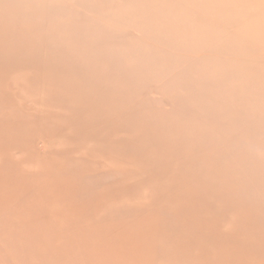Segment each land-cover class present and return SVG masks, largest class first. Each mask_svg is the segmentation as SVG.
<instances>
[{
  "label": "rangeland",
  "instance_id": "374dc122",
  "mask_svg": "<svg viewBox=\"0 0 264 264\" xmlns=\"http://www.w3.org/2000/svg\"><path fill=\"white\" fill-rule=\"evenodd\" d=\"M86 1L74 0L67 9L74 14L65 19L86 21L83 27L90 35L80 40L99 44L103 49L100 55H112L92 78L82 67L59 64L74 54H54L43 64L36 63L31 60L42 55L38 50L43 45L25 48L38 51L37 55L24 53L21 51L25 49L18 46L6 49L7 39L1 37L0 264H264V157L255 164L251 159L243 160L249 164L239 166L232 165L238 157L229 160L231 164L221 157L224 162L215 161L220 151L212 148L185 153L183 148L193 127L189 121L178 126L188 103L185 97L180 98L181 90L170 83L175 70L165 61L154 65L137 61L139 55L146 57L158 50L159 33L152 40L128 23L129 28L123 27L120 22L127 20L125 13L118 14V26L99 21L94 29L90 21L106 18V11L121 6L122 1L103 0L104 4L98 5L100 0H89V5L80 6ZM190 1L198 5L196 0ZM182 2L178 3L181 8L190 4ZM208 6L217 10L219 40L215 42L222 52L216 55L205 46L175 54L202 66L198 75L203 77L214 59L220 60L219 65L225 60L239 66L243 73L237 70L231 84L226 85L227 91L231 88L233 92L227 97L219 86L210 93L211 101L258 100L261 108L239 112L251 115L256 123L264 118V0H216V5ZM171 8L162 12H174L176 5ZM5 16L0 12V23ZM43 22L52 26L48 20ZM224 32L226 43L222 41ZM137 43L144 50L136 49ZM242 48L249 53H242ZM90 53L77 58L87 59L93 56ZM187 70L184 68L173 83L184 86L187 80L180 77ZM108 73L114 79H100L101 74ZM116 73L136 79L142 76L131 84L138 87V101L155 114L151 117L158 130H147L148 137L160 143L158 149L147 147L148 160L139 161L140 149L126 131L134 118L128 119L133 116L129 107L122 112L109 108L122 80L118 81ZM49 76L59 83V89L52 88L50 82H38ZM61 84L68 86L67 92ZM71 84L89 85L96 91L90 89L92 94L76 97ZM242 88L247 90L240 93ZM203 95L205 98L204 91ZM92 103L100 106L94 115L80 109ZM203 112L208 114L211 109L194 110L199 120L205 117ZM221 113L229 116L233 112L227 108ZM201 129L203 133L210 131L203 126ZM175 136H181L178 142H172ZM257 139L250 135L244 142L246 148L235 146L230 153L264 156V147H258ZM123 140L127 145L121 144ZM226 141L237 144L231 135ZM208 154L211 156L206 159ZM199 155L204 158L197 164ZM190 172L197 174L190 177ZM245 172L260 173L261 178L248 182L239 175ZM194 187L198 189L195 194ZM193 197L197 205L192 204ZM239 197L244 201L239 203ZM255 204H260L263 212L258 207L250 209Z\"/></svg>",
  "mask_w": 264,
  "mask_h": 264
},
{
  "label": "bare ground",
  "instance_id": "6f19581e",
  "mask_svg": "<svg viewBox=\"0 0 264 264\" xmlns=\"http://www.w3.org/2000/svg\"><path fill=\"white\" fill-rule=\"evenodd\" d=\"M73 1L74 0H0V12L6 15L0 23V44H2L1 37L4 36L7 39V41L5 42L7 44L6 49H10L14 46L22 47V49H25L37 45H43V47L38 50L41 51L38 54L42 55H38V57L32 58L33 60H31L32 62L36 63H39L41 61L40 63L42 64L43 62L47 61V59H49L48 57H50V55L62 54L64 56H67L70 54H74L70 58L61 59L60 62L64 63L59 64L64 65L66 63H70L68 65L82 67L83 71H85V74L88 75L89 78H92L93 74L96 73L98 68H103V63L108 61V59H111L112 55H100V52L103 49L99 44H95L93 42L86 43L80 40L81 37L90 35L89 30L83 27V24L86 21L80 20L79 22H75L74 20H76V18H73L74 20L72 19L70 21H67L65 19V17H72L74 14L73 12L68 11L71 9L70 5ZM88 1L82 2L80 6H84ZM121 1V6L113 7L110 11H106V14L104 15L106 16V18L98 17L95 21L90 22L94 25V23H98L100 21L106 23L111 27L113 25H115L116 27L120 22V16L118 17V14L125 13L127 20L121 19L122 23L120 22L123 27L129 28L126 25V23H128L132 26L131 29L139 32L140 35H147L148 38L152 40L155 39V33L157 32L159 33V36L157 37H161L160 40H157V44H155L158 47V50L146 57L143 55H139V57H137L138 60L136 59L137 61H139L141 64H143V62H141L142 60H147V62L149 61L152 64H158L159 62L164 63L165 61L170 68L175 70L176 74L173 75V82H176L177 77L181 75V72L184 68H188L187 72L182 77H180L187 80V83L184 86H180L173 82H170L173 87H177L179 90H181L180 98L185 97V100L188 103V111L186 110L185 115L178 118L180 121H178L179 127H181L182 124L188 121L192 124L193 127V130L189 132L187 145L183 148L185 153L193 154L195 150H198L199 152L203 148H212L213 150L216 149L217 152L220 151L218 153L219 156L215 161L224 162L223 160L219 159V157H221L222 159L224 158L227 163L231 164L229 160L238 157V159L235 160L232 165L239 166L244 162L243 160L251 159V162L255 164L256 159H261V156L264 157L263 155L254 152H242L238 155H233L232 153H230L231 150L233 151V148L235 146L237 148H239L240 146L242 148H246L247 145L244 144V142L250 135L258 136V139L255 140L258 143V147H264V129H261L262 127H264V118H259L256 120V123H254L250 117L251 115H243L239 113H246L248 110H257L262 107V103L254 99L247 101H238L230 98L221 99L222 101H211L212 95L210 93L214 89L217 90L219 86H221V89L223 90L224 94H226V96L233 92L231 88L229 91H227V86L231 84L232 80L234 79L233 75H237V70L239 72L238 74L243 73L241 72L242 69L239 66L237 68V65L234 62L228 63L225 60L224 62L222 61L221 65H219L218 61L220 60L214 59V62L211 65L206 66L207 69H209L208 75L206 77H203L202 75H198V73H201L200 70L202 69V66H197L193 63H187L179 59L175 54V51L178 50H186L192 52L198 49H202L205 46H209V48H212L216 55L222 52L221 48L217 47L218 43L215 42L219 40L217 39L218 36H216V31H218L216 21L217 10L216 8H214V6H208L209 3L216 5V0H196V3L198 5L190 3V0H137L136 4L134 3V0ZM182 1H189L188 3L190 4H188L187 8H181L178 6V3H183ZM102 3L103 0H100L96 4L101 5ZM203 4H206L207 8L203 7ZM174 5H176L174 12L167 10L165 12H162V10L164 9H169L171 7L174 8ZM128 7H131V10H129ZM203 8L205 10H203ZM117 18H119V20ZM44 20L50 21V23H52V26L49 27L45 25L43 22ZM95 26L96 24L94 25V29ZM89 27H91L90 24ZM140 27H143V29H141ZM83 30H86V32H84ZM133 33L134 32H132V34ZM226 35L227 34L225 32L222 34V41L225 43L227 39H225L224 37ZM137 44L138 45L135 46L136 49L144 50L142 49L143 45L141 43ZM93 50H95L96 53H92ZM38 51H27L25 49L21 52H30V54H36L35 52ZM89 51H91L90 55H93L92 57H87V59L77 58V55L83 53L87 54ZM249 51L250 50L246 48L241 49L242 53H249ZM94 61H96L95 65L93 64ZM57 62L59 61L57 60ZM89 62L90 65L86 66L87 64H89ZM1 67L2 66L0 65V69ZM154 68L157 69L155 66ZM143 69L145 71H148L149 73L151 72L148 68L143 67ZM108 74L109 76L101 74L100 79L106 81L114 79L115 76L112 73L111 75L110 73ZM117 74H119L117 76L118 81L119 78L122 80L117 83L116 90L118 96L113 101H111L112 103L110 104L109 108L115 111L122 112L125 110L126 106L129 107V110H131L133 116L128 117V119L132 117L134 118H132V120H129L130 123L126 131L131 133L130 141H133V143L135 142L137 144V147L140 149H138L139 152L137 154V158L139 156V161H141L142 159L148 160L150 159V156L147 153L145 154V152H148L147 147L158 149L160 143L154 142L148 137L149 131L147 130H158L156 120L151 117L155 114L150 113L151 111L143 104V102H141L140 100L138 101V87H135L133 84H131L132 81L141 80L142 76H138V78L136 79L135 77L126 73H116V75ZM156 76H153L154 79L157 78ZM41 81L50 82V86H54L52 88L59 89L60 87L59 83L56 82L54 78L52 80V77L50 76L42 78V80L40 79L38 82ZM61 85L63 92H67L68 86L65 84ZM70 88L74 91V95H76V97L83 96L86 93L92 94L90 89L96 91V89H94L93 87L90 88L89 85L81 87L77 85L74 87L73 84H71ZM245 90H247V88H242V90H240V93ZM203 91L206 94L205 98L203 95ZM52 106L58 107L54 103L52 104ZM99 107L100 106H98L97 104L92 103L91 106H88L87 108L81 107L80 109L83 112H86V114L94 115ZM227 108H230L233 113H231V115L229 116L222 115L221 112L223 111V109ZM207 109H211V112L208 114L203 112L202 114L206 115L200 120L198 119L197 115L194 114V110L204 111ZM234 112H237L235 114L239 116H236ZM97 113L99 112L97 111ZM203 115L201 117H203ZM172 124L173 123L171 122V131ZM202 126L204 129H210V131L203 133L201 129ZM229 135L236 138L237 144H233L232 141V143L226 141V138H228ZM180 138L181 136H175L172 138V142H178ZM166 141L170 142L171 139ZM122 142L123 143L121 144L127 145L126 141L123 140ZM156 152L162 154L161 150H157ZM120 156L125 157V153H120ZM209 156H211V154H208L206 156V159H208ZM197 158H200L196 161V163L199 164L203 160L204 156L202 155L201 157L199 155ZM248 164L249 161L244 162L245 166H247ZM192 165H194V163ZM213 170L211 169L210 172H213ZM197 172H201V170H197ZM197 172L195 174H197ZM185 174L183 173L180 177H183ZM195 174L194 172L193 174L192 172H190V177L195 176ZM239 175H241L242 178L246 177L244 180H248V182H256L258 178H261L259 177L260 173L245 172ZM194 188L195 189H193V194H195L194 192L198 190L196 189V187ZM238 201L239 203H241L244 200L243 198L239 197ZM192 202L193 205H197V199H195V197H193ZM252 205L253 203H251V206ZM256 207H258V210L260 212H263V207L260 204L259 206L255 204V206L251 207L250 209H254ZM254 247L255 246H253V248Z\"/></svg>",
  "mask_w": 264,
  "mask_h": 264
}]
</instances>
